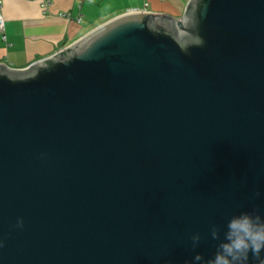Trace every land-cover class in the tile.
Segmentation results:
<instances>
[{
    "label": "water",
    "instance_id": "water-1",
    "mask_svg": "<svg viewBox=\"0 0 264 264\" xmlns=\"http://www.w3.org/2000/svg\"><path fill=\"white\" fill-rule=\"evenodd\" d=\"M241 211L264 217V0L124 12L0 63V264H189Z\"/></svg>",
    "mask_w": 264,
    "mask_h": 264
},
{
    "label": "crops",
    "instance_id": "crops-1",
    "mask_svg": "<svg viewBox=\"0 0 264 264\" xmlns=\"http://www.w3.org/2000/svg\"><path fill=\"white\" fill-rule=\"evenodd\" d=\"M188 0H2L0 63L24 68L62 49L120 13L151 11L174 18Z\"/></svg>",
    "mask_w": 264,
    "mask_h": 264
},
{
    "label": "clouds",
    "instance_id": "clouds-1",
    "mask_svg": "<svg viewBox=\"0 0 264 264\" xmlns=\"http://www.w3.org/2000/svg\"><path fill=\"white\" fill-rule=\"evenodd\" d=\"M259 196L260 193H255ZM23 218L17 217L15 227H23ZM210 236L218 240L214 253L204 258L200 253L192 256L189 264H249L251 253L252 264H264V217L255 212L241 211L230 216L224 224L222 239L216 225L210 227ZM192 247L200 241V234L190 237ZM4 246L0 240V248Z\"/></svg>",
    "mask_w": 264,
    "mask_h": 264
},
{
    "label": "built area",
    "instance_id": "built-area-1",
    "mask_svg": "<svg viewBox=\"0 0 264 264\" xmlns=\"http://www.w3.org/2000/svg\"><path fill=\"white\" fill-rule=\"evenodd\" d=\"M1 6H2V0H0V36L1 38H5L4 37V33H3V30H4V20H3V17H2V14H1Z\"/></svg>",
    "mask_w": 264,
    "mask_h": 264
}]
</instances>
